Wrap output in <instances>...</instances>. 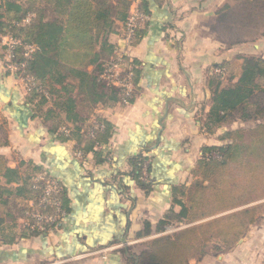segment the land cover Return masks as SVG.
I'll return each instance as SVG.
<instances>
[{"label": "trees", "instance_id": "16d2710c", "mask_svg": "<svg viewBox=\"0 0 264 264\" xmlns=\"http://www.w3.org/2000/svg\"><path fill=\"white\" fill-rule=\"evenodd\" d=\"M233 1L218 12L219 34L228 35L233 43L264 35V0ZM129 7L130 0H0V35L15 41L10 48L2 45L0 61L6 73H10L8 62L13 61L16 76L27 85L24 97L32 116L39 117L60 140L74 139L75 151H91L97 164L106 160L100 146L109 141L112 125L100 117L79 115L78 104L80 99L103 106L121 102L119 90L101 74L114 57L115 44L108 35L126 21ZM140 9L146 12L144 2ZM139 35L138 30L133 44ZM28 45L32 49L26 53ZM7 49L12 52L9 61ZM239 58L237 72L231 63L221 62L215 66L224 67L230 75L213 74L209 81L211 96L201 129L214 134L225 128L218 135L221 143L203 148L191 170L193 181L174 189L172 202L180 211L164 215L156 231L242 208L157 237L146 248L124 249L127 264H187L212 249L215 253L229 250L251 225L264 218V56ZM89 65L92 69L87 71ZM92 119L102 127L89 136ZM236 122L250 125L233 126ZM6 144L5 133L0 145ZM144 161L142 156L135 159L137 179ZM43 172L31 160L21 159L10 167L0 155V247L43 238L60 227L26 215L30 201L35 209L53 211L50 206H37L46 181L56 180L46 172L44 179H38ZM58 197L66 211L62 186Z\"/></svg>", "mask_w": 264, "mask_h": 264}, {"label": "crops", "instance_id": "0c3cea01", "mask_svg": "<svg viewBox=\"0 0 264 264\" xmlns=\"http://www.w3.org/2000/svg\"><path fill=\"white\" fill-rule=\"evenodd\" d=\"M132 2L139 8L144 2L149 18L129 49V57L135 61L130 102L103 106L80 99L78 104L79 115L100 117L112 125L109 141L100 148L108 157L102 163H96L91 151L78 158L74 139L60 140L39 117L32 116L22 82L6 73L0 61V108L7 132V144L0 145V155L10 167L21 159L40 166L60 183L66 200V216L59 228L43 238L12 245L17 249L25 242L33 249L32 256L42 261L122 264L124 249L146 248L165 235L167 227L159 234L156 228L169 211H180L172 202L174 189L193 181L191 170L204 147L221 143L218 135L225 128L207 134L201 129V120L211 96V68L226 61L233 64L234 58L249 52L246 43L250 39L233 43L217 29L219 10L234 1L131 0V7ZM122 28L123 24H117L108 35L110 43L121 44ZM139 156L148 161L147 177L140 176V180L134 177ZM240 208L195 220L177 230ZM263 221L251 225L237 240L241 252L260 238V233L264 235ZM260 256L250 264L264 262L262 251ZM194 263L198 262H187Z\"/></svg>", "mask_w": 264, "mask_h": 264}, {"label": "built area", "instance_id": "2783aa9c", "mask_svg": "<svg viewBox=\"0 0 264 264\" xmlns=\"http://www.w3.org/2000/svg\"><path fill=\"white\" fill-rule=\"evenodd\" d=\"M129 10V15L126 21L123 23V28L120 33L119 40L121 44L115 45L114 57L111 58L109 62H107L101 74L103 80H105L107 83L111 84L119 90L121 94L120 96L122 103L129 102L131 93L133 91V69L135 66L129 58V49L135 41L137 31L143 27V25L147 22L149 18L148 15L144 11H142L137 5L133 4V2L132 7L130 4ZM30 17L31 15H28L25 20L28 21ZM1 41H3V38L1 39L0 37V42ZM14 43L15 41L9 37L5 45L9 46L8 48H10V46H12V44ZM31 49L32 46H26V53L29 52ZM7 58L8 61L9 59H12V52L9 49H7ZM7 68L10 70V73L15 78L19 79V77L16 76L14 72L16 69V64L13 61L8 62ZM214 71L220 72V69L215 68ZM19 80L21 81V79ZM22 84L24 91H26V89H28L26 83L22 82ZM92 123L93 125L89 130V136L93 135L95 129H99L102 127L101 123L95 119H92ZM102 145L100 146V148L102 147ZM75 155L78 158L83 159L85 158L87 153L84 154L81 151H75ZM104 156L106 159L108 158L107 155ZM147 167L148 161H144L141 170L142 179H145L147 177ZM44 177L45 173L43 172L40 173L37 178L44 179ZM60 191L61 186L57 180L46 181L45 188L41 196L38 198L37 206L43 209H46L47 206H50L53 208V211L50 212L35 209L33 207L34 204L30 201L28 202L30 210L26 212V215L35 219L36 221L42 220L61 225L66 216V211L62 205V200L58 197ZM22 222H24V220H22ZM38 228L44 229L43 226H39Z\"/></svg>", "mask_w": 264, "mask_h": 264}, {"label": "rangeland", "instance_id": "374dc122", "mask_svg": "<svg viewBox=\"0 0 264 264\" xmlns=\"http://www.w3.org/2000/svg\"><path fill=\"white\" fill-rule=\"evenodd\" d=\"M130 2H131V0H130ZM0 37H1V39L3 38V41L0 42V54L2 53L4 55V50L2 49V45H5L7 43L9 37H8V35L7 36L0 35ZM248 42L249 43H246V46L249 47V49H248L249 52L244 54V55H241L240 57H243V56L260 57L262 55L264 56V35H260L258 38L254 39V40H249ZM255 43L258 44L257 48H254L252 46ZM233 61H234V63L232 64V67L237 72L236 66L238 65L239 62H242V58L238 59L236 57L233 59ZM215 68H219L220 72H215L214 71ZM210 73H211V75L218 73V74H220L218 76H221L224 78H226L228 75H230V73H228L224 69V67H216V66L211 68ZM17 81H20V80H17ZM130 100L131 99H129V102H130ZM129 102H127V103L123 102V103L128 104ZM1 112H2V110L0 108V113ZM3 121H0V142L4 138L5 133L7 135L6 127H5V121L4 122ZM241 125H243V127L244 126L247 127L250 124L249 123L242 124V123H237V122L233 124V126H241ZM213 155L214 154H211V156H213ZM181 225L184 226V224H181ZM181 225H178L175 223L168 225L167 226L168 229H166L167 232H165V235L173 234L177 230V227H180ZM254 232H256V230ZM48 233H50V232L48 231ZM158 234H159V232H158ZM263 241H264V235H262V233H260V238L255 239L253 244H251V242H249L248 246L246 247L247 248L246 251L241 252L240 248H237L236 245L229 250L218 249V250H220L219 253L213 252L215 250L212 249L207 254L202 255L198 260H195L198 263H194V264H243L242 262H247V261H250V262L245 263V264H250L253 260H256V258L257 259H259V257L261 258V256H260L261 251H262V254H264L263 253L264 245H261ZM10 247H12V248H10ZM10 247L9 248L8 247L3 248V246L0 247V264H57L55 262L47 261L45 259H43L44 261H42L41 259H38L39 256L33 257L32 255L35 254L33 252V249L28 248V246L25 245V242L24 243L20 242L19 245H17V249H14L12 245ZM250 248H252V251L249 250ZM120 249H123V247H121ZM134 250H137V249H134ZM245 252H247V253H245ZM214 255H216L215 257H217V256L220 257L221 259L219 258L220 260H217V258H215ZM221 256H223L224 258H222ZM122 261H123V263L122 262L121 263L124 264V258ZM60 264H65V263L63 262ZM254 264H264V262H262V263L261 262L260 263L255 262Z\"/></svg>", "mask_w": 264, "mask_h": 264}, {"label": "water", "instance_id": "95a60500", "mask_svg": "<svg viewBox=\"0 0 264 264\" xmlns=\"http://www.w3.org/2000/svg\"><path fill=\"white\" fill-rule=\"evenodd\" d=\"M15 239L18 240V237H16Z\"/></svg>", "mask_w": 264, "mask_h": 264}]
</instances>
